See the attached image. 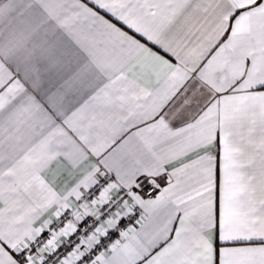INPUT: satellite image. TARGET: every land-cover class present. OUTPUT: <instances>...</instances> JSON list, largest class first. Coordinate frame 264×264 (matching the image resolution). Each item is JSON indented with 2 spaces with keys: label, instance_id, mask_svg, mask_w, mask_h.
Returning a JSON list of instances; mask_svg holds the SVG:
<instances>
[{
  "label": "snow or ice",
  "instance_id": "1",
  "mask_svg": "<svg viewBox=\"0 0 264 264\" xmlns=\"http://www.w3.org/2000/svg\"><path fill=\"white\" fill-rule=\"evenodd\" d=\"M0 264H264V0H0Z\"/></svg>",
  "mask_w": 264,
  "mask_h": 264
}]
</instances>
